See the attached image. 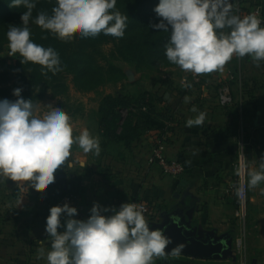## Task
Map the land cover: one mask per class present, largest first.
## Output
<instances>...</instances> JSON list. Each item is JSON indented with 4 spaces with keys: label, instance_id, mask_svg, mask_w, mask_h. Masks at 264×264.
Listing matches in <instances>:
<instances>
[{
    "label": "clouds",
    "instance_id": "clouds-1",
    "mask_svg": "<svg viewBox=\"0 0 264 264\" xmlns=\"http://www.w3.org/2000/svg\"><path fill=\"white\" fill-rule=\"evenodd\" d=\"M37 2L10 0L9 8L26 10L21 12L20 25H9L7 55L19 53L22 64L40 65L43 75H55L62 63L54 48L31 39L30 22L63 42L75 33L85 39L101 34L122 39L128 27V15L116 8L117 0H56L51 14L40 11L33 18ZM153 11L158 22L150 26L170 32L165 56L182 71L197 76L223 72L234 56H247L257 67L264 63V21L254 14L238 15L235 0H158ZM22 91L13 89L14 101L0 99V183L11 180L17 187L24 182L45 189L55 182L61 166L73 167L74 145L85 154L100 155L99 137L86 128L74 135L71 117L60 106L47 105L48 111L37 115L40 105L24 99ZM191 111L198 115L188 118L185 127L203 126L206 113L195 106ZM248 176L249 189L264 183V158L259 170ZM144 213V207L134 202L122 203L118 209L94 202L87 219H76V207L52 206L45 224L51 250L40 249V257L46 256L47 264H154L155 258L166 255L172 241L162 230L152 229ZM182 250L178 245L170 254L179 256Z\"/></svg>",
    "mask_w": 264,
    "mask_h": 264
},
{
    "label": "crops",
    "instance_id": "crops-1",
    "mask_svg": "<svg viewBox=\"0 0 264 264\" xmlns=\"http://www.w3.org/2000/svg\"><path fill=\"white\" fill-rule=\"evenodd\" d=\"M220 77L229 78L213 72L202 75L195 87L187 88L188 81L184 91L172 81L171 85L162 82L150 90L130 93L148 91L162 98L158 110L166 117L163 130L144 133L130 149L105 142L99 134L97 117H71L73 134L88 129L99 137L102 151L94 156L74 145L70 157L73 167L61 166L55 173V182L45 189L27 187L24 182L17 187L11 180L0 183V264H47L46 256L41 258L39 252L51 250V238L45 232L46 217L49 209L74 187L80 189L76 195V219H87L94 202L117 209L122 203L134 202L148 206L145 219L149 224L159 223L163 214L179 210L199 235L238 237L234 180L239 137L233 136L234 120L219 107L209 85L211 79ZM186 96L190 98L187 103ZM39 105L42 108L46 104ZM193 106L206 113V120L203 126L186 128V120L198 115L191 111ZM160 146L169 160L184 164L185 172L179 179L164 176L160 167L151 162L154 150ZM215 262L223 263L181 256L154 259V264Z\"/></svg>",
    "mask_w": 264,
    "mask_h": 264
},
{
    "label": "trees",
    "instance_id": "trees-1",
    "mask_svg": "<svg viewBox=\"0 0 264 264\" xmlns=\"http://www.w3.org/2000/svg\"><path fill=\"white\" fill-rule=\"evenodd\" d=\"M261 1L264 3V0ZM9 3L10 0H0V27L19 19L21 12L26 10L22 6L9 8ZM157 4L158 0H119L116 8L122 14L128 15V27L122 39L103 34L94 39H85L81 38L79 33H75L71 39L63 42L49 32L32 39L36 44L45 48L52 47L59 53L62 70L55 75L50 72L43 75L40 65L31 62L22 64L23 58L18 53L14 71H0V99L7 98L12 101L17 99L12 95L13 89L17 87L23 89L24 99H32L36 104L48 98H67L69 93L67 76L72 77V85L79 93H92L109 83L121 81L124 78L123 71L111 61L102 64L99 60L101 58H98L101 55L100 49L104 45H113L111 57L133 65L137 71L148 69L155 60H167L164 46L170 38V32H158L150 26L158 22L153 11ZM55 6L56 0H38L33 10V18L40 11L51 14ZM253 7L261 11V18L264 21V9H261L258 3H255ZM241 12L246 15L251 14L250 10L246 11L244 8ZM1 49L0 44V52ZM245 59L250 58L246 56ZM240 72L239 70L238 74ZM236 81H239L236 76L235 78L230 76L226 84L231 87ZM247 82L244 84L243 81L242 85L248 89ZM251 82L254 83V81ZM254 84L251 91L246 92L250 100L243 101L241 96L242 102L234 104L233 100V104L225 109H233L236 116L244 121L248 117L246 111L250 105L249 114L254 112L252 128L258 131L263 124H261V112L256 104L258 99L254 96L256 83ZM195 85L198 84L189 83L190 87L187 88L195 87ZM161 102L162 98L148 91L135 95L103 96L97 111L101 138L107 143L130 149L132 143L144 133L163 130L166 117L158 110ZM63 108L72 116L79 113L81 109L73 111L74 107L69 104L64 105ZM257 148L261 158H264V144L260 143ZM79 192L80 189L74 187L68 194L76 196ZM58 202L59 200L56 205Z\"/></svg>",
    "mask_w": 264,
    "mask_h": 264
},
{
    "label": "rangeland",
    "instance_id": "rangeland-1",
    "mask_svg": "<svg viewBox=\"0 0 264 264\" xmlns=\"http://www.w3.org/2000/svg\"><path fill=\"white\" fill-rule=\"evenodd\" d=\"M118 1L119 0H117V2ZM255 3H258L259 7L264 9V3L261 0H235V8L238 9L237 14L245 16L246 14L241 12V9L244 8L246 11L250 10L251 14L256 15L257 18L262 21L261 11L259 10L257 15V8L253 7ZM20 24L21 20L19 18L0 27V44L2 47L0 52V71H14L18 53L15 54L14 57L7 55L9 48L6 33L9 25ZM30 28L31 39H35L47 33V31L42 30L40 27L31 22ZM100 50L101 55L98 57L101 58L99 59L100 62L103 64L104 62L111 61L112 64L123 71L124 78L119 82L109 83L95 92L79 93L72 85V77L67 76L66 82L69 86L67 98L58 97L54 99H45L42 102L46 105L45 107L40 108L37 115L42 116L45 112H47V105L60 106L63 108L64 105L69 104V106L74 107L73 111L81 108L79 109V113L75 116L69 115L70 117H82L84 115V117L88 116L90 118H95L97 117L96 110L98 109L99 102L102 97L106 95H130V93H135L142 89L150 90L153 86L162 82L171 85L172 81L175 86L179 88V90H186L189 81V72L182 71L178 66L171 64L167 60H155L148 69L137 71L133 65L111 57L110 53L113 50V45H104ZM239 70L241 71L240 74H238ZM221 73H224L225 76L227 75L228 77L232 76L235 78L236 76L239 80L230 87L234 104L242 102L241 96L243 97V101L250 100L248 95H246V92L251 91L255 85L254 83H256L254 96L258 99L256 104L258 110L261 112V124H263L258 131H255L252 128L254 112L249 114L251 109L250 105L246 111L248 117L245 118L244 121L236 116L233 109H226V113H228L234 120L231 128L232 134L235 137H239L237 140V149L239 151L238 154H236V157L238 158V155L244 154L248 181L249 172L259 170L261 154L257 147L260 143L264 144V63H261L260 67H257L251 58L246 60L245 57L241 59L234 56L233 59L225 65L224 71L219 72V74ZM221 78L224 77L211 79L209 84L213 87V94L216 98L219 90L223 86L227 85L226 82L228 79ZM243 81L244 84L245 82L248 83V89L244 88L242 85ZM251 81H254V83ZM63 109L66 111L65 108ZM234 183H236L235 180ZM235 200L236 208H238L237 198ZM235 225L238 229V237H236L233 241V258L223 261V263L215 262L208 264H264V183H261L256 188L249 189L246 218L244 220H240L238 217H235ZM238 238L241 239V247L239 249L235 246V240Z\"/></svg>",
    "mask_w": 264,
    "mask_h": 264
},
{
    "label": "water",
    "instance_id": "water-1",
    "mask_svg": "<svg viewBox=\"0 0 264 264\" xmlns=\"http://www.w3.org/2000/svg\"><path fill=\"white\" fill-rule=\"evenodd\" d=\"M152 229H160L172 242L166 248L165 256L178 245L183 246L179 256L198 261H225L233 258L232 247L234 237L230 234L199 235L185 215L176 210L162 215V221L150 224Z\"/></svg>",
    "mask_w": 264,
    "mask_h": 264
},
{
    "label": "built area",
    "instance_id": "built-area-1",
    "mask_svg": "<svg viewBox=\"0 0 264 264\" xmlns=\"http://www.w3.org/2000/svg\"><path fill=\"white\" fill-rule=\"evenodd\" d=\"M259 9L256 10V14L258 15ZM202 75H195L189 72V82L190 84H197L201 80ZM217 102L219 107L227 108L233 104V96L231 93V89L228 85L223 86L217 96ZM237 149V154H238ZM152 163L156 164L160 167L164 176L179 179L183 176L185 172V166L180 160H169L164 153V147L160 146L154 150V154L151 160ZM236 198L238 203V208L236 211V217L240 220H244L246 218L247 212V201H248V184H247V170L245 165V157L244 154L238 155L236 160ZM78 201L77 196L65 195L61 197L58 202V205H63L64 203H68L70 206L76 207V203ZM145 209V215L149 213V208L146 205H142ZM236 247L239 249L241 247V239L235 240ZM234 243V244H235Z\"/></svg>",
    "mask_w": 264,
    "mask_h": 264
}]
</instances>
